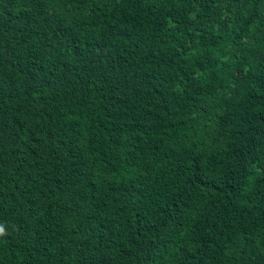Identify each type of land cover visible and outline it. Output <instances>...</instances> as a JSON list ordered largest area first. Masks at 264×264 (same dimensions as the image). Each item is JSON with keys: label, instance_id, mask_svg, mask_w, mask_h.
Here are the masks:
<instances>
[{"label": "trees", "instance_id": "obj_1", "mask_svg": "<svg viewBox=\"0 0 264 264\" xmlns=\"http://www.w3.org/2000/svg\"><path fill=\"white\" fill-rule=\"evenodd\" d=\"M0 264H264V0H0Z\"/></svg>", "mask_w": 264, "mask_h": 264}]
</instances>
